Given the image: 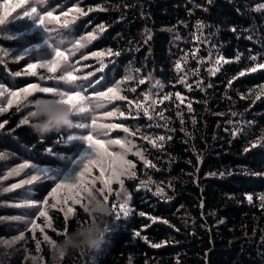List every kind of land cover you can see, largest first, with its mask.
<instances>
[{
    "label": "trees",
    "instance_id": "16d2710c",
    "mask_svg": "<svg viewBox=\"0 0 264 264\" xmlns=\"http://www.w3.org/2000/svg\"><path fill=\"white\" fill-rule=\"evenodd\" d=\"M261 2L264 0H0V16L4 17L0 21V84L21 88L37 83L90 95L120 80L119 91L126 97L102 104L86 117L74 114L87 128L76 125L44 136H38L30 123H19L26 116L27 105L0 107L5 109L0 112V264H264V208L258 198L264 191V175L255 174L264 173V147L243 151L264 134V96L256 98L264 84V69L236 76L254 65L256 61L250 57L264 62V9L255 8ZM10 5L18 6L7 7ZM73 5L81 12H69ZM45 12L52 13L46 21L48 28H59L74 42L84 38L83 47L69 56L75 83L106 76L101 87L76 88L56 80L68 66L55 71L39 65L27 67L54 55L45 39V27L37 22ZM73 15L75 21H71ZM65 18L71 21L68 27L61 26ZM101 24L105 25L103 31L97 28ZM87 32L95 33L90 41ZM108 49L119 50V55H105V68L98 72L100 59L88 53ZM219 56L224 60L217 64ZM90 72L92 77L87 75ZM125 76L131 79L124 80ZM145 93L149 94L147 100ZM165 94H169L168 100L162 99ZM33 95L50 94L38 91ZM153 100L158 102L153 104ZM145 107L153 115H144ZM113 109V115H102ZM93 116L98 124H123L128 131L94 130ZM234 128L242 131L234 136ZM89 131L97 139L135 141L126 159L134 161L136 175H122L123 188L113 180L109 194L110 205L125 203L128 214L112 207L113 216L108 217L112 227L101 247L90 255L72 252L57 257L45 234L53 240L62 238L65 230L85 218L83 207L70 200L61 203L59 196L48 197L49 228L47 218L37 215L44 204L28 206L24 201H43L57 180L76 178L87 158L82 154L94 155L82 138ZM137 149L151 165L136 155ZM111 150L119 151L120 146L112 145ZM25 160L47 179L21 185L32 174L31 165L18 168ZM93 174L99 175V169L94 168ZM13 184L18 186L12 188ZM157 187L163 189L160 195ZM246 193L253 194L252 202ZM67 207L74 212L65 219ZM18 216L29 219L18 220ZM32 219L40 227L33 230ZM20 232H24L22 237Z\"/></svg>",
    "mask_w": 264,
    "mask_h": 264
},
{
    "label": "snow or ice",
    "instance_id": "6c2138e0",
    "mask_svg": "<svg viewBox=\"0 0 264 264\" xmlns=\"http://www.w3.org/2000/svg\"><path fill=\"white\" fill-rule=\"evenodd\" d=\"M18 5H10L7 7H16ZM99 7V5H97ZM256 9H264V2L258 3L255 5ZM73 9L79 13L81 12V9L76 7V5H73L72 8H70L68 11L72 12ZM191 11V10H190ZM32 13H36V9H32ZM31 14V13H30ZM62 17H65V13H61ZM52 17L51 12H45L43 15H39L37 22L41 25H43L47 32L52 31V28L47 27V18ZM4 17L0 16V21H3ZM76 16L73 15L71 17V21H75ZM71 21L67 18H65L62 21L63 27L70 26ZM201 21L197 20L196 24L197 26H201ZM105 25H97V28L100 31H103ZM95 36L94 32H87L86 38L88 41L92 40ZM84 39L83 37L81 39L76 40L77 47L74 50L69 51L67 48L59 47L54 50V55L51 59L48 60H37L35 63H30L27 65L29 69H35L38 65L45 68H51L53 71H55L58 68H61L62 66H68L69 70L64 71L63 75L55 77L56 80L63 82L65 84H73L76 88H99L105 83L106 76H101L100 79H82L80 83H75L77 80V77L74 76V67L70 65L69 62V56L71 52H75L77 48L83 47V44L81 43V40ZM7 51V50H3ZM89 56L96 57L97 59H100V65L97 69L98 72L102 71L105 68V62L103 61V57L105 55L112 56V55H119V50H117L115 53H113L112 49H108L106 52H90L88 53ZM20 57L17 56L16 59H19ZM201 59H205L202 57ZM236 59H240L239 56L236 57ZM251 60L256 61L252 67L245 68L238 72L236 76H243L245 72L247 73H254L257 69H264V62H259L257 60V56L250 57ZM224 60V57L219 56L216 59V63L219 64L221 61ZM181 67L179 61L176 63V68L179 70ZM88 77H92V73L87 74ZM236 76L232 77V80L236 79ZM124 80L131 79L130 76H125L123 78ZM147 79V77H145ZM181 81L183 82L185 80L184 76H181ZM143 82V81H141ZM160 82L157 81V84ZM121 84L120 80H117L115 85L112 87H108L105 91H92L90 95H85L82 91H73V90H64V88L61 87H41L37 83H29L26 84L24 87L21 88H7V92L10 96L8 98L7 103L8 105L16 104L19 107H24L26 105L27 99L32 96L36 92H40L43 94H59L61 99H63L65 102L72 103L74 107H78V112L76 113L79 116H87L90 113H94L96 109H98L102 104H106L110 101H114L117 99V97H120L122 99H126V97L121 96V93L119 91V85ZM184 86L186 88L190 87L189 84L185 83ZM6 85L0 84V89H5ZM259 91L256 93V98H259L260 96H264V84H261L259 86ZM251 91V89H249ZM4 93L0 91V95H3ZM176 97H181L180 92L175 93ZM144 99H149V94L145 93ZM163 100L169 99V94H165L162 97ZM158 101L153 100L152 103L155 104ZM137 108H140V105H137ZM189 108H191V103H189ZM5 111L4 108H0V112ZM115 109H113L112 112H104L102 113L103 116H111L115 113ZM144 115H153L150 113L149 108L145 107L143 108ZM139 114V113H137ZM119 115H124L123 112H120ZM155 115H160V113H155ZM177 115L179 116L180 113L177 112ZM195 120V117H193V121ZM20 124H28V118L27 116L23 117L20 121ZM91 125L94 130H99L101 128L103 129H112V128H125L123 124H98L97 119L95 116L92 117ZM79 128H87L89 125L86 122H80L77 124ZM167 127V125H165ZM125 131L127 132L128 129L125 128ZM241 129H233L232 134L235 136L237 135ZM87 144L91 145L94 155H89L87 153H83L82 155L86 156L87 158L83 162V166L79 169V171L76 174V178L74 180H68V179H59L58 182L55 184L54 187H52L51 191L48 192L47 196L44 197L43 201L37 200V199H27L24 201V203L28 206H36L39 207V205L44 204V207H39V211L37 212L38 216L47 218V227H52L51 218L48 217V212L45 210L47 205V199L48 197H60V202L64 203L68 200H70L73 204L81 205L83 207V194L86 190L91 191L93 188H95L97 191H99L103 196L104 199L109 201V194L113 192L112 189V181L116 180L119 181V184L121 185V188H123L124 181L121 179L122 175L127 176H135V171H132V168L134 167V161L130 159H126V154L131 152L132 145L135 143L133 140H128L126 138H120L117 137L116 139H108V140H102L97 139L95 135H93L92 131H89L86 135L82 137ZM147 139V137H145ZM165 137L161 136L160 140L163 141ZM112 145H119L120 150L119 151H113L111 150ZM256 145H260L261 147H264V134L261 136H258L255 138L252 142H250L247 147L243 149L244 152H247L250 148H254ZM136 155L140 157L141 160L144 161L145 164L151 165L152 161L148 160L144 154L137 149ZM31 165L32 174L29 177L27 181H20L19 183L21 185L25 183H30L31 181H38L41 178L47 179V177L44 175L43 172L37 169L35 164H32L30 161L25 160L22 165H19L18 168H26ZM99 169V175L93 174V169ZM216 173H206V175H215ZM256 175H264V173H255ZM221 176L225 175V173L221 172ZM97 181L100 182V186L96 187ZM18 185L13 184L11 185L12 188H16ZM169 187H172L171 184H169ZM163 192L162 188L157 187V195H160ZM117 196H119V192H117ZM247 199L249 202L253 201V194L252 193H246ZM258 198L260 201V207L264 208V191H261L258 193ZM51 207L55 208L56 204L53 203ZM113 208L119 207L124 211V214H128V208L125 203L112 204ZM74 212V208L67 207L65 210V219H67L72 213ZM18 220H25L27 221L29 219L28 216H18L16 217ZM153 220L159 219V217H152ZM31 225L33 227V230L36 227H40L38 224H36L35 219L31 220ZM41 231L43 232V228H41ZM66 231V230H65ZM24 235V232H20L19 236L22 237ZM134 235L140 236L139 232H135ZM45 240H49L50 243L54 244L55 240L50 239L45 234ZM143 239L147 240V237H144ZM151 243V241H148ZM163 243V241L161 242ZM37 246L39 247V242H37ZM156 247H159V245H154ZM63 256V255H62Z\"/></svg>",
    "mask_w": 264,
    "mask_h": 264
},
{
    "label": "clouds",
    "instance_id": "9594fccd",
    "mask_svg": "<svg viewBox=\"0 0 264 264\" xmlns=\"http://www.w3.org/2000/svg\"><path fill=\"white\" fill-rule=\"evenodd\" d=\"M45 39L53 51L59 47L69 51L77 47L73 38L63 35L59 28L47 32ZM26 105V116L38 136L61 129H71L78 123L77 119H74L78 107L65 102L59 94L33 95L27 99ZM83 213L85 218L70 230L63 232L62 238L55 240L53 250L57 257L72 252L90 255L104 243L106 233L112 227L108 217L113 216V208L109 201L95 188L86 190L83 194Z\"/></svg>",
    "mask_w": 264,
    "mask_h": 264
},
{
    "label": "rangeland",
    "instance_id": "374dc122",
    "mask_svg": "<svg viewBox=\"0 0 264 264\" xmlns=\"http://www.w3.org/2000/svg\"><path fill=\"white\" fill-rule=\"evenodd\" d=\"M7 88L5 89H0V91H2L4 94L0 95V107H6L8 105L7 100L8 98H10L8 92H7ZM69 180H71V178H69Z\"/></svg>",
    "mask_w": 264,
    "mask_h": 264
}]
</instances>
